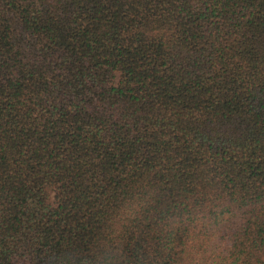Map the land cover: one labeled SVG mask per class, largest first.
Listing matches in <instances>:
<instances>
[{"label":"trees","instance_id":"trees-1","mask_svg":"<svg viewBox=\"0 0 264 264\" xmlns=\"http://www.w3.org/2000/svg\"><path fill=\"white\" fill-rule=\"evenodd\" d=\"M188 202L264 264V0H0V264H177Z\"/></svg>","mask_w":264,"mask_h":264},{"label":"clouds","instance_id":"clouds-1","mask_svg":"<svg viewBox=\"0 0 264 264\" xmlns=\"http://www.w3.org/2000/svg\"><path fill=\"white\" fill-rule=\"evenodd\" d=\"M209 213L207 204L188 202L181 210L167 217V230L186 229L183 243L175 247L177 264H234L230 244L221 239V224Z\"/></svg>","mask_w":264,"mask_h":264}]
</instances>
